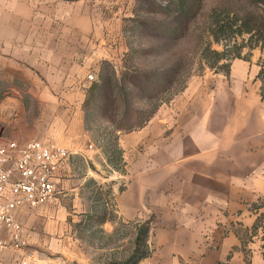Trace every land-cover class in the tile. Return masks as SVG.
Returning <instances> with one entry per match:
<instances>
[{"label":"crops","instance_id":"crops-1","mask_svg":"<svg viewBox=\"0 0 264 264\" xmlns=\"http://www.w3.org/2000/svg\"><path fill=\"white\" fill-rule=\"evenodd\" d=\"M105 4L0 0V82L7 85L5 94L13 93L0 104V122L11 118L23 127L19 94L32 93L41 111L39 125L48 135L62 140L64 126L72 136H91L84 127L91 86L86 78L93 72L97 77L102 62L114 64L127 52L116 16L103 14ZM262 68L260 49L234 59L227 74L190 80L146 126L121 134L129 163L122 188L113 187V214L109 192L99 202L88 196L90 210L84 207L85 180L76 176L74 160L102 157L92 144L79 143L55 176V200L15 211L25 245L4 250L0 264L126 262L112 260L104 240L120 227L130 228L135 238L143 224L149 256L138 264H264L263 235L252 231L264 212L254 210L264 198ZM0 136L19 144L29 138L22 131L10 139ZM97 183L103 188L107 179ZM86 235L103 239L89 241ZM0 239H9L1 224Z\"/></svg>","mask_w":264,"mask_h":264},{"label":"rangeland","instance_id":"rangeland-1","mask_svg":"<svg viewBox=\"0 0 264 264\" xmlns=\"http://www.w3.org/2000/svg\"><path fill=\"white\" fill-rule=\"evenodd\" d=\"M104 1L107 9L103 10V14L105 17L116 16L127 52L119 61L111 63V68L104 67L103 62L99 65L96 83L101 84L102 87L109 83L115 101L110 99L111 103L105 97L93 101L90 96L89 105L84 111V127L91 136H87V140L85 136H72L66 132L64 126L59 136L62 140L48 135L46 128L39 125L38 118L41 111L32 93L19 94L24 105L22 110L25 116L24 126L20 128L15 126L10 118L8 122H0V134L10 139L9 135L22 131L24 136H29L27 141L36 139L57 143L66 146L72 153L79 143L84 144L86 141L88 145L92 144L93 150H98L102 158L95 157L93 161H87L84 156L76 155L73 163L77 169L75 174L85 180L82 190L85 200L91 196L99 202V196L104 194L105 198H108V192L111 194L109 207L113 214L115 211L113 187L122 188L123 175L129 163L121 147L120 141L122 137L124 138L121 134L130 133V129L133 132L137 131L136 127L142 124L155 108L167 106L171 100L176 99L175 97L180 95L190 80L210 72L222 73L230 60L236 56L248 57L256 49L262 50L261 44H257L255 38L248 34L241 35L239 26L235 23L246 14L252 18L258 14L264 15V8H256L245 0H202L187 18L171 23V20L166 19L164 12L157 9V5L148 6L144 0ZM156 1L162 8H166L169 4V0ZM144 20L156 25H165L166 28L172 27L173 35L153 36L155 27L145 28L142 24ZM113 69L115 74L111 72ZM144 73L162 77L166 75L167 78L170 76L169 84L166 88V85L155 86L146 92L140 84L136 85L133 82L134 77ZM100 75L103 80L100 79ZM90 88L86 97H89ZM6 89V83L0 82V104L4 98L13 95V93L5 94ZM126 106L133 112H142V115L128 114L127 119L124 120ZM121 124H126L123 131L117 129ZM91 150L90 146L88 151ZM102 177L107 179V183L103 188L102 186L98 188L97 182H101ZM90 206L86 200L84 207L87 212ZM97 207V210H100L101 206ZM142 229L147 230L148 226L143 224ZM260 235H264L263 232H260ZM87 237L89 241L101 242L103 239L102 236ZM136 237H133L130 228L120 227L109 240H104L112 250V260H126L111 264H132L130 258L133 255L132 248H136ZM139 249L141 252L146 251L144 245H140Z\"/></svg>","mask_w":264,"mask_h":264},{"label":"built area","instance_id":"built-area-1","mask_svg":"<svg viewBox=\"0 0 264 264\" xmlns=\"http://www.w3.org/2000/svg\"><path fill=\"white\" fill-rule=\"evenodd\" d=\"M87 82H96L89 74ZM72 152L63 145L30 140L24 144L0 136V224L9 239H0V254L7 248L20 250L25 245V229L15 211L23 206L36 208L56 198L55 176Z\"/></svg>","mask_w":264,"mask_h":264},{"label":"trees","instance_id":"trees-1","mask_svg":"<svg viewBox=\"0 0 264 264\" xmlns=\"http://www.w3.org/2000/svg\"><path fill=\"white\" fill-rule=\"evenodd\" d=\"M145 3L148 4V6L151 5H157V9H161L167 20H171V23L176 22L179 19L182 18H187L192 10L194 8H196L197 6H199L202 2V0H169V4L166 8H162L161 6H158L157 1L156 0H144ZM247 3L255 6L256 8H264V0H245ZM146 12H150L149 10H146ZM142 24L144 25L145 28L150 29V28H154V32H153V36L155 35H159V36H171L173 35V28L169 27L166 28L165 25H156L155 23L153 24V22H149L147 20H144L142 22ZM236 26H239L238 29L240 31L241 35L244 34H248L250 35L252 38L256 39L257 44H261V48L264 52V15H256L252 18V16L250 15H244L242 17L239 18V20L235 23ZM242 57L240 56H236L234 59H241ZM247 58V57H244ZM230 60V63L231 61ZM230 63L228 66H226V68L224 69V72L227 74L230 68ZM103 66L107 67V68H111L112 65L109 62H103ZM112 74H115V70H111ZM170 76L164 75L162 76H156L155 74H140L137 75L136 77H134L133 82L137 85L140 84V86L142 87V89L144 91H150L152 89V87H159V86H165V88L167 87V85L169 84V78ZM100 79L103 80L102 75H100ZM258 79L260 80V82L262 83V87L264 90V69L262 68V70L260 71L259 75H258ZM109 84V83H108ZM108 84H104L103 87L101 84L94 82L92 85V87L90 88V92H89V97H86L85 101H84V105H83V110L85 111V109L88 107L89 105V99L91 96V99L93 101H96L98 98L100 97H105V99L108 98V100L110 101V99L114 100L112 98V91L110 90ZM104 89V91H102ZM164 89V87H163ZM109 95V96H108ZM115 101V100H114ZM112 103V101H110ZM110 105V104H109ZM110 108V107H109ZM158 109L155 108L154 111L151 113V115H149V117L143 121L142 124H140L138 127H136L137 129H141L143 128L145 125H147L150 120L152 119L154 113L156 112V110ZM139 114L142 115V112H133L129 107L126 106L125 108V115L126 117L124 118V120L127 119V115L128 114ZM124 126H126V124H121L117 127L118 130L123 131ZM129 132H133V130H129ZM264 208V198L262 200L259 201L258 204L254 205V210H256V213H258L261 209ZM253 235L257 236L258 233L261 231L264 234V212L262 214H260V216L258 217V219L256 220L254 226H253ZM149 238V231L144 230V229H140L138 231L136 240H135V250L133 252L132 257L130 258V261L132 264H138L142 259H145L149 256V252L147 250V241ZM262 242L264 243V235L261 238ZM140 245H144V247L146 248L145 252H141L139 247ZM262 249V255L264 256V244L261 247Z\"/></svg>","mask_w":264,"mask_h":264}]
</instances>
